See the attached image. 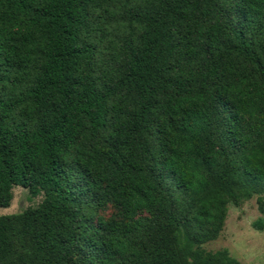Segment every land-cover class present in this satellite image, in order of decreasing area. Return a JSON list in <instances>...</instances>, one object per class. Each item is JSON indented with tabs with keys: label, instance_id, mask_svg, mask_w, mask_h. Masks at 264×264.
<instances>
[{
	"label": "trees",
	"instance_id": "trees-1",
	"mask_svg": "<svg viewBox=\"0 0 264 264\" xmlns=\"http://www.w3.org/2000/svg\"><path fill=\"white\" fill-rule=\"evenodd\" d=\"M14 187L43 200L0 216V264H242L202 245L264 214V0H0Z\"/></svg>",
	"mask_w": 264,
	"mask_h": 264
},
{
	"label": "rangeland",
	"instance_id": "rangeland-1",
	"mask_svg": "<svg viewBox=\"0 0 264 264\" xmlns=\"http://www.w3.org/2000/svg\"><path fill=\"white\" fill-rule=\"evenodd\" d=\"M12 193L11 204L6 208L0 207V216L20 214L37 207L43 200L42 194L31 196L22 187H14ZM101 213L106 218L121 217L118 208L112 204L106 205ZM259 219L264 221V214L258 211L255 196L237 205L229 204L220 235L202 245V249L207 252L227 249L242 264H264V230L254 227Z\"/></svg>",
	"mask_w": 264,
	"mask_h": 264
}]
</instances>
